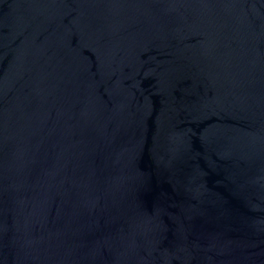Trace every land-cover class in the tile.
<instances>
[{"label": "water", "instance_id": "obj_1", "mask_svg": "<svg viewBox=\"0 0 264 264\" xmlns=\"http://www.w3.org/2000/svg\"><path fill=\"white\" fill-rule=\"evenodd\" d=\"M0 264H264V0H0Z\"/></svg>", "mask_w": 264, "mask_h": 264}]
</instances>
